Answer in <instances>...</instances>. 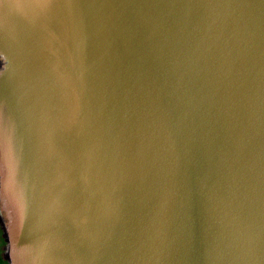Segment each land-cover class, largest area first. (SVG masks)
Masks as SVG:
<instances>
[{
  "label": "water",
  "instance_id": "obj_1",
  "mask_svg": "<svg viewBox=\"0 0 264 264\" xmlns=\"http://www.w3.org/2000/svg\"><path fill=\"white\" fill-rule=\"evenodd\" d=\"M5 264H264V0H0Z\"/></svg>",
  "mask_w": 264,
  "mask_h": 264
},
{
  "label": "rangeland",
  "instance_id": "obj_2",
  "mask_svg": "<svg viewBox=\"0 0 264 264\" xmlns=\"http://www.w3.org/2000/svg\"><path fill=\"white\" fill-rule=\"evenodd\" d=\"M1 235V232H0ZM2 251H3V241H2V237L0 236V255L2 256Z\"/></svg>",
  "mask_w": 264,
  "mask_h": 264
},
{
  "label": "trees",
  "instance_id": "obj_3",
  "mask_svg": "<svg viewBox=\"0 0 264 264\" xmlns=\"http://www.w3.org/2000/svg\"><path fill=\"white\" fill-rule=\"evenodd\" d=\"M0 264H5V261L3 260L1 255H0Z\"/></svg>",
  "mask_w": 264,
  "mask_h": 264
}]
</instances>
